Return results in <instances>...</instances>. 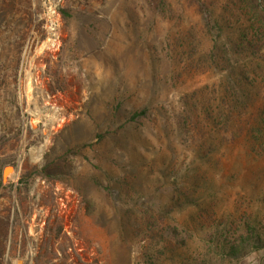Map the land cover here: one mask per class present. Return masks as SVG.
I'll use <instances>...</instances> for the list:
<instances>
[{"label":"rangeland","instance_id":"1","mask_svg":"<svg viewBox=\"0 0 264 264\" xmlns=\"http://www.w3.org/2000/svg\"><path fill=\"white\" fill-rule=\"evenodd\" d=\"M231 1L0 0V264H264L215 244L264 231V38L206 57Z\"/></svg>","mask_w":264,"mask_h":264},{"label":"trees","instance_id":"2","mask_svg":"<svg viewBox=\"0 0 264 264\" xmlns=\"http://www.w3.org/2000/svg\"><path fill=\"white\" fill-rule=\"evenodd\" d=\"M231 3L233 6H238L237 9L243 17H246L248 24L243 22L237 29L235 37L227 36L224 41H219L218 38L213 37L212 46L206 52V57H209V60L216 64L225 60H231L233 56H240V54L253 58V55L260 50L258 43L262 42L264 38V0H232ZM255 57L257 56L255 55ZM255 66L259 67L258 64H255ZM245 80V74L240 73L233 84L242 86ZM144 114L145 110H139L133 112L131 117L135 118ZM219 234H215V237ZM263 234L264 231L257 232L255 227H250L248 223H244L243 231L238 235H235L230 227L224 228V232L218 236L215 244L222 249L221 251L226 256L238 258L247 252L249 245L253 248L264 247V239L260 237ZM193 260L194 264H202L196 259Z\"/></svg>","mask_w":264,"mask_h":264},{"label":"bare ground","instance_id":"3","mask_svg":"<svg viewBox=\"0 0 264 264\" xmlns=\"http://www.w3.org/2000/svg\"><path fill=\"white\" fill-rule=\"evenodd\" d=\"M48 55H43L41 58H38L35 60V69L33 70V74L35 77H38V73L36 72V70L43 65L44 61L47 60ZM39 78V77H38ZM37 78V79H38ZM39 80V79H38ZM36 81V80H35ZM44 83V82H43ZM42 83V84H43ZM40 85V84H39ZM42 87V85H41ZM53 100V99H52ZM67 103V101L63 98V97H59L58 99L56 98L55 100H53V104H54V109L57 110L59 112L60 115H63L66 113V107L64 106ZM13 171V168L11 166H6L3 168L2 170V179H6V176L8 174H10ZM60 207V206H59ZM61 209V208H60ZM16 264H21V261H18Z\"/></svg>","mask_w":264,"mask_h":264},{"label":"water","instance_id":"4","mask_svg":"<svg viewBox=\"0 0 264 264\" xmlns=\"http://www.w3.org/2000/svg\"><path fill=\"white\" fill-rule=\"evenodd\" d=\"M45 54H47V51L43 50L42 53L38 57H35V60L38 59V58H41Z\"/></svg>","mask_w":264,"mask_h":264}]
</instances>
